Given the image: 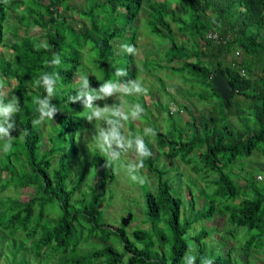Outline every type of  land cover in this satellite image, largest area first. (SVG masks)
Instances as JSON below:
<instances>
[{
	"label": "trees",
	"instance_id": "1",
	"mask_svg": "<svg viewBox=\"0 0 264 264\" xmlns=\"http://www.w3.org/2000/svg\"><path fill=\"white\" fill-rule=\"evenodd\" d=\"M70 1L0 0V79L12 81L11 93L20 98L21 104V112L14 116L17 129L12 136L17 139L13 148L7 154L0 151V190L9 186L34 188V195L24 201L9 196L0 199V264H31L41 258L51 264H183L189 249L196 264H201L204 257L211 258L213 264H264V182L257 180L255 170L240 165L245 176L244 184H239L236 178L242 176L232 171L253 153L264 155V0H154L145 6L149 34L169 42L164 57L168 68L174 69L170 64L176 61L180 64L177 70L188 75L185 81L211 87L220 98L222 110L219 117L189 111V129L182 127L179 140L153 128L157 146L169 163L178 158L192 164L195 173L203 172L201 178L212 190L201 192V206L195 205L189 192L186 211L181 195L165 178L167 170L156 165L154 149L148 145L152 156L145 160L144 169L156 181L154 190L147 189L143 194L150 230L137 227L131 232L122 224L115 228L105 224L100 200L106 185L99 191L91 186L92 198L88 200L83 197L87 193L84 190L74 199L85 174L70 185L71 158L78 152L71 134L87 129L90 123L81 109L83 105L71 103V97L76 94L73 80L82 66L84 50L96 65L89 73L92 87L115 79L117 67L127 71L123 80L136 77L135 55L121 52L119 45L137 48V27L132 25L144 3L87 0V7L79 15L82 28L77 29L66 14L72 8ZM171 3L182 7V16ZM19 8V25L11 30L16 39L10 40L6 37V13ZM173 22L188 36L189 49L186 40H175ZM20 26L25 28L22 36L18 33ZM30 29H38L40 35L30 34ZM211 30L218 34L219 43L207 39ZM43 42L49 48L36 50L34 45ZM1 48H9L10 56L5 57ZM54 53L60 54L61 66L45 67ZM217 68L235 89L228 108L211 82ZM41 72L59 73L52 103L61 111L54 120L44 122L43 128L45 131L47 122L56 124L54 131L62 133L48 135V149L42 148V126L31 125L38 117L34 98L46 95L42 87L34 86ZM182 109L187 111L186 107ZM22 130L26 135L20 140ZM187 133L188 138L181 140ZM66 134H70L68 144ZM60 135L63 138L57 142ZM97 155L94 153L95 162L99 160ZM110 172L111 181L115 177L112 166ZM261 174L264 176V170ZM216 214L224 216L232 228L220 233L211 223ZM198 221L212 225L194 231L192 226ZM216 233L220 244L211 237ZM226 234L235 238L237 247L227 242Z\"/></svg>",
	"mask_w": 264,
	"mask_h": 264
},
{
	"label": "rangeland",
	"instance_id": "2",
	"mask_svg": "<svg viewBox=\"0 0 264 264\" xmlns=\"http://www.w3.org/2000/svg\"><path fill=\"white\" fill-rule=\"evenodd\" d=\"M152 1L154 0H143L144 7L140 11V14L135 22L133 21L134 26L131 24L133 28H135V26L137 27L136 38L138 40V46L136 48L137 52L135 54V67L137 75L134 79L139 78L142 81L143 86L148 89V93L147 95L141 94L124 97L127 104L140 103L144 107L145 112L140 120L128 121L125 124L124 131L131 132L133 134L136 132L143 134V129L145 127H157L163 133H167L168 136H171V139L179 140V136L183 133L182 127L186 130L189 129L186 123V121L190 120L188 115L189 111L190 113H199L204 116L211 113L213 116L219 117L222 110V104L220 98L214 94L211 87H204L195 81H185V74H181L177 70L180 65L178 62L175 61L170 64L175 66L174 69L168 68L164 57L166 48L169 46V42L164 38H160L157 34H149V25L146 22L149 13L145 6L152 3ZM87 3V0L70 1L72 8L69 9L66 14L71 20L72 26L77 29L82 28L83 20L79 15L80 10L87 7ZM171 4L176 8L178 15L182 16V7L178 6L176 3ZM21 12L22 9L19 8L14 12L7 11L6 13L8 27L6 37L10 40L16 39V37L11 33V30L14 28V25H19L18 17ZM171 25L175 33V40L177 42L186 40L184 43L189 49L190 42L187 40L188 36L183 35L177 30L176 23L173 22ZM24 32L25 28L20 26L18 30L19 36H22ZM39 33L40 31L38 29H30V34L32 35ZM1 51L5 57L10 56L9 48H1ZM115 51L117 52V50ZM92 62V56H88L86 50H84L82 66L79 68L78 74H89L95 70L94 67H96V65H93ZM77 75L73 80L75 85H77ZM187 76L188 75L185 77ZM3 79L7 82L6 90L11 96L12 93L10 88L12 87V81L6 78ZM96 103L103 106L105 103L109 105L119 104V101L116 97H111L106 101H97ZM173 106L177 108L174 112L170 109V107ZM182 106L186 107L187 111H184L183 109L181 110ZM81 109L85 111L84 108ZM41 126L43 135L42 148L48 149L50 147L48 135L57 129V126L56 124L49 125L47 122L45 131L43 128L44 125L42 124L40 127ZM94 131L95 128L93 122L87 129L76 130L71 134L78 147V152L71 158L72 175L69 178L70 185L74 184L80 178L82 173L85 174V178L80 184L79 189L76 191L74 199H76L81 191L84 190L87 193L86 196L83 197L88 200V198H92V193H89L91 186H94L99 191L102 186L106 185L107 191L100 200L101 208L104 213L103 220L105 224L112 226V228L118 227L122 224V218L126 217L130 213L131 218L129 219V222L127 225H123L126 226L127 231L131 232L137 227L150 230L147 228L149 223L145 221L143 194L147 189L154 190L156 181L153 174L147 169H142L139 175L145 176L146 182L144 184H140L139 182L132 181L128 175L126 167L128 161L133 158L132 154L129 153L128 155L122 156L120 161L112 165L115 177L110 181V168L104 167L106 158L95 150L94 147L91 151L88 148V141L91 139ZM78 132L80 133V136L77 135ZM54 133L57 135L62 132L54 131ZM64 137L66 138V143L68 144L70 134H66ZM62 138V135L57 136L56 141L59 142ZM187 138L188 133L187 136H183L181 140H186ZM145 141L154 149V155L155 158H157L156 165L167 170L165 178H168L169 182L172 184V190L181 195L186 211L189 208L188 201L191 196L195 199V205L201 206L203 202L201 192L210 193L212 190L207 186V182L202 180L201 177L203 172L195 173L191 168L192 164H184L178 158H175L172 164L169 163V160L161 154V151L157 146L156 136H146ZM166 148L168 149L169 146ZM94 153L98 154V162H95ZM57 156L58 155L53 158L54 163L57 161ZM240 165L246 169L248 168L252 171L255 170L257 173V180L264 182V180L258 179L259 176H263L261 171L264 170V155L255 152L251 156L238 162L235 168H233L232 171L234 173L242 176L236 178V181L239 184H244L243 176H245V170L239 169ZM229 169L230 166L226 168L227 171ZM210 177H213V174H210ZM189 192H192L191 196ZM33 195V187L15 189L12 186H9L3 191L0 190V199L9 196L24 201ZM211 223L218 227V231L220 233H223L227 228H232V226L226 222L224 216L219 214L214 216ZM210 225L212 224H206V221H198L192 227L194 231H197L200 227H210ZM211 237L212 239L217 238L219 244L222 243L219 233H216V235L213 234ZM225 239L228 243L234 244V246L237 247V243L233 236H225ZM234 254H237L236 248ZM31 264H51V262L49 259L41 258L36 262H31Z\"/></svg>",
	"mask_w": 264,
	"mask_h": 264
},
{
	"label": "clouds",
	"instance_id": "3",
	"mask_svg": "<svg viewBox=\"0 0 264 264\" xmlns=\"http://www.w3.org/2000/svg\"><path fill=\"white\" fill-rule=\"evenodd\" d=\"M3 2L6 3V0ZM213 22L215 23V20ZM34 47L36 50H40V48L47 50L49 45L47 42H43L34 45ZM119 49L121 52L133 56L137 52L135 46L130 44H120ZM61 64L59 53H54L50 60L45 61V67H59ZM114 76L115 79L105 80L98 88H94L91 86L89 74H78L76 94L71 97V103L80 102L85 109L87 122L90 124L94 122L95 131L88 141V148L91 151L94 147L106 158L104 167L110 168L114 163L120 161L122 156L131 153L133 158L126 165L128 175L132 181L144 184L146 177L139 173L145 167V160L152 156L145 137H154L156 131L151 127H145L143 134L124 131L128 121L140 120L145 112L140 103L127 104L124 97L147 95L148 89L143 86L139 78L123 80L122 78L127 76L126 69L115 68ZM58 80V72H41L39 78L34 80V86L42 87L46 95L34 98L33 102L37 106L38 117L31 121L33 128L48 120H54L57 113L61 111L57 105L52 103L53 98L57 96ZM6 89L7 82L0 79V151L4 154L12 150L13 142L17 139L12 136V132L17 129L14 116L21 112L20 98L14 94L10 96ZM111 97H116L119 104L105 103L100 106L96 103L97 101H106ZM25 135L26 131L22 130L18 138L23 140ZM77 135L80 136V133L78 132ZM258 179L264 180V176H259ZM183 264H196V257L192 255V249L185 253ZM201 264H213V260L204 257Z\"/></svg>",
	"mask_w": 264,
	"mask_h": 264
},
{
	"label": "water",
	"instance_id": "4",
	"mask_svg": "<svg viewBox=\"0 0 264 264\" xmlns=\"http://www.w3.org/2000/svg\"><path fill=\"white\" fill-rule=\"evenodd\" d=\"M211 82L215 87V91L221 96L225 102V107L229 106V99L234 95L235 89L228 81L220 68L215 69L211 74ZM131 214L129 213L126 217L122 218V225H127Z\"/></svg>",
	"mask_w": 264,
	"mask_h": 264
},
{
	"label": "built area",
	"instance_id": "5",
	"mask_svg": "<svg viewBox=\"0 0 264 264\" xmlns=\"http://www.w3.org/2000/svg\"><path fill=\"white\" fill-rule=\"evenodd\" d=\"M206 37H207V39L212 40L214 43H219V38H218L219 36H218V34L216 33V31H214V30L209 31V32L206 34ZM171 110H172V111H176L177 108H176L175 106H173V107H171Z\"/></svg>",
	"mask_w": 264,
	"mask_h": 264
},
{
	"label": "crops",
	"instance_id": "6",
	"mask_svg": "<svg viewBox=\"0 0 264 264\" xmlns=\"http://www.w3.org/2000/svg\"><path fill=\"white\" fill-rule=\"evenodd\" d=\"M170 112V111H169Z\"/></svg>",
	"mask_w": 264,
	"mask_h": 264
}]
</instances>
